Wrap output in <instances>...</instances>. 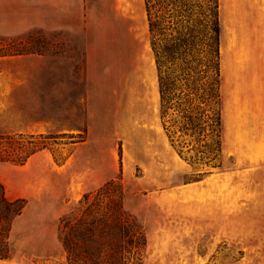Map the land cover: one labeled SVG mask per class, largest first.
<instances>
[{"label":"rangeland","instance_id":"obj_1","mask_svg":"<svg viewBox=\"0 0 264 264\" xmlns=\"http://www.w3.org/2000/svg\"><path fill=\"white\" fill-rule=\"evenodd\" d=\"M218 21L208 102L194 53L157 67L144 0H0V40L39 32L52 49L0 58V134L49 137L0 165L6 196L78 218L112 180L145 230L143 264H264V0H218Z\"/></svg>","mask_w":264,"mask_h":264},{"label":"trees","instance_id":"obj_2","mask_svg":"<svg viewBox=\"0 0 264 264\" xmlns=\"http://www.w3.org/2000/svg\"><path fill=\"white\" fill-rule=\"evenodd\" d=\"M192 1L144 0L150 46L158 68L162 59L177 61L194 53L205 79L201 86L208 90L206 100L212 102L219 78L218 0ZM191 5L200 8L202 19L187 16ZM34 33H29L27 41L0 40V58L49 53L47 43L32 41ZM48 138L0 134V165L24 166L47 147ZM120 187L112 180L106 182L94 195L89 192L83 197L85 209L80 217L64 218L57 210L58 201L10 200L0 183V260L22 264L34 256L62 257L66 264H143L146 233L124 211Z\"/></svg>","mask_w":264,"mask_h":264}]
</instances>
